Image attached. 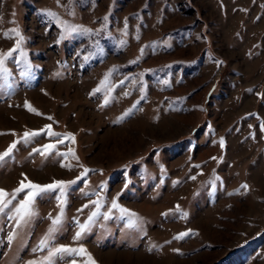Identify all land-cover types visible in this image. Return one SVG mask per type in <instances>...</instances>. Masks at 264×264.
Wrapping results in <instances>:
<instances>
[{
  "label": "rangeland",
  "instance_id": "1",
  "mask_svg": "<svg viewBox=\"0 0 264 264\" xmlns=\"http://www.w3.org/2000/svg\"><path fill=\"white\" fill-rule=\"evenodd\" d=\"M14 30L0 189L76 183L0 214V264L43 259L61 207L55 244L86 252L56 264H264V0H0V53Z\"/></svg>",
  "mask_w": 264,
  "mask_h": 264
},
{
  "label": "snow or ice",
  "instance_id": "2",
  "mask_svg": "<svg viewBox=\"0 0 264 264\" xmlns=\"http://www.w3.org/2000/svg\"><path fill=\"white\" fill-rule=\"evenodd\" d=\"M49 15H54V14L49 13ZM65 27L68 29V31H76V29L72 28L71 26L66 25ZM15 35L17 37H20V39H18L16 42V48L9 50L7 54L0 53V79H6L8 76H10V73L8 72L5 66V60L8 56H12L13 52L20 49V43L23 37L20 35L18 31H15ZM21 55H23L22 51H21ZM30 110L35 111L34 109H30ZM49 119H51V117H49ZM38 134L39 133L37 132L24 133L25 142H28L32 137H35ZM48 135H55L54 133L51 132L50 125L48 126ZM66 138L71 139L73 143L75 142V137L71 133L67 134ZM63 141L64 138L58 139V143H63ZM15 147L16 145L13 144L9 147V149L5 153L0 154V161H3L5 157L9 156ZM54 148L55 145L48 144L43 146L42 150L36 149V152H39L41 155H44L45 153L50 152ZM71 155L73 159L78 160V157L75 156L74 152H72ZM84 171L85 174H87L88 170L85 169ZM192 178L195 179V177ZM25 180H27L26 176L24 180L20 181L19 187H17L11 194H9L4 189H0V214H3L6 212V210H8L7 217L9 220L15 222L16 227H21L23 225L28 224L31 221L32 217L36 215L34 202L37 197L43 196L44 194L55 193L54 198L60 203V205H63V203L65 202L64 197L66 195L67 186L76 183V181H55L50 184L41 185L38 183H34L30 180L27 181V183H25ZM242 187L247 188V185H243ZM21 193L24 194L23 198L18 200L17 198ZM13 201H16V204H13ZM93 203L95 204V211H92L91 214L89 215L87 224H79V231L76 232L74 240H79L81 238V235L85 231L90 230V227L92 226L98 215L100 214L101 202L94 201ZM85 207H88V205H85ZM111 208L112 209L119 208L121 214H127L130 217L136 216L135 213H128L127 209L120 208V206L117 204L115 200L112 201ZM62 214H63V207H61V216L55 218L50 217L52 226L49 228L45 236H43L40 239L37 246L32 249L34 253L46 250L47 255L40 261H28V264H56V259H63L65 255L74 256L75 254L86 252V249H84L83 247L72 248L66 245L55 244L54 242L55 234L57 232V228L59 224L61 223ZM105 218H107V215H105ZM136 219L139 218L136 217ZM77 223L79 222L77 221ZM132 223L133 221L130 219L129 225L131 226ZM15 235H16L15 232L9 233L8 235L9 243L12 242ZM188 235H189L188 232L180 233L179 236L176 237V239H182ZM91 259L92 258L89 254V260ZM72 264H75V260L72 261Z\"/></svg>",
  "mask_w": 264,
  "mask_h": 264
},
{
  "label": "bare ground",
  "instance_id": "3",
  "mask_svg": "<svg viewBox=\"0 0 264 264\" xmlns=\"http://www.w3.org/2000/svg\"><path fill=\"white\" fill-rule=\"evenodd\" d=\"M145 206V205H144ZM148 209V208H147Z\"/></svg>",
  "mask_w": 264,
  "mask_h": 264
}]
</instances>
